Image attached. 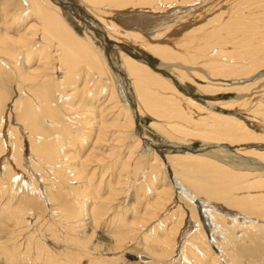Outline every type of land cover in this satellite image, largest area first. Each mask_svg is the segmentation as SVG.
Listing matches in <instances>:
<instances>
[{"label": "bare ground", "instance_id": "6f19581e", "mask_svg": "<svg viewBox=\"0 0 264 264\" xmlns=\"http://www.w3.org/2000/svg\"><path fill=\"white\" fill-rule=\"evenodd\" d=\"M72 1L77 5H66L62 0H0V255H4L10 264H19L18 259L32 250L35 254L28 260L29 263L23 264H77V259L79 264L84 258L80 254H68L65 259H57L60 256L57 255L58 250L52 253L45 245V238L44 244L39 241L43 238L36 234L39 230L27 233L32 226H37L40 218L39 225L44 224L43 228H52L54 225L53 221L52 224L45 222L46 216L42 218L34 215L36 211L44 209L41 205L45 201L52 206H49L52 212L58 211L56 214L62 216H59L60 220L54 218L55 220L69 223L67 233L71 232L72 235L69 239L78 245L83 244V249L91 242L100 225L104 224V228L108 226L110 231L106 236L111 240L108 248L106 247L108 253L101 259L96 258L94 253L87 264H112L109 261L116 263L119 261V254L128 248L129 243L134 242L141 245V255L147 256L156 264H166L168 260L175 259L181 264H223L222 258L226 263L232 264H242L244 261L246 264H264V169L260 175L255 172L256 175L253 174V178L246 180L244 184L241 181L242 186H229V181L224 182L228 167L220 164L221 162L217 163L212 157L205 158L207 151L219 146L221 141L230 144L226 146L231 153L232 145L245 144L244 148L237 146V152H233L241 159L249 153V146L256 149L257 144L264 149V0ZM128 5L141 7L122 11ZM84 9L86 15L83 14ZM91 17L96 22L83 26L81 21L87 18L91 20ZM138 21L143 23L140 25L141 30L131 29L139 24ZM95 25L105 32L106 44H101L89 33L90 28L96 27ZM159 39H171L177 50L172 52L169 48L171 51L158 46L159 43L155 44L154 40ZM117 41L133 46L140 52H148L159 60H179L181 64H163L162 60L160 62L156 58L149 63L139 56L133 58L120 50L124 45ZM109 48L111 52L116 48L119 51L120 68L129 81L138 121L142 117H149L153 120L152 127L168 134L187 128L190 124L198 129L203 127L199 129L202 133L197 131L204 140L215 142L213 146L208 144L209 146L185 154L166 155L165 165L173 177L170 185L165 186L163 183L167 173L159 157L155 153L145 154L148 151L144 149V152L140 150V154L135 155L131 152L133 146L129 147L125 139L123 142L129 147L128 156H119L112 164L117 172L116 176L112 172L115 179L105 182L101 175L98 184H92L97 170L90 163L94 161L96 154L93 146L89 149L88 141L93 142L92 134H96L93 136L96 138L93 145L97 144L96 146L103 142L101 138H109L108 131L105 137L106 121L100 119L104 116V107L98 110L95 107L100 96L103 98L102 102L108 101L110 108L108 105L105 107L113 110L108 113L113 115L110 117L119 130V139L124 138L122 130L128 124L130 131L137 136L135 138L138 145L141 144L126 98L117 85L112 66L110 67ZM187 65L190 67H186ZM197 66L204 69L202 71L207 80L205 87L187 79L180 70L195 69ZM195 70L202 72L198 67ZM167 73L176 76L182 84L193 85L201 98L217 97L218 92L223 90L222 93H233L235 102L225 103L226 107L221 104L223 106L219 107L220 113L208 110L182 94L166 78ZM90 86L94 89H89ZM80 99L93 106L92 110H88V113H85L86 110L83 113L73 112L75 101ZM193 107L200 112L201 120L191 117ZM237 108H245L246 115L253 118L248 119L253 129L237 118L234 115L236 112L231 113ZM90 114L94 117L89 118ZM105 115L108 117L107 113ZM97 117H100L97 128L88 130L91 123L86 127L87 124L92 121L96 124ZM83 118L91 120L83 123L79 120ZM116 132H113L114 135ZM129 143L134 145L135 142ZM174 147L187 150L182 143H176ZM116 151L115 153L118 152ZM250 153L261 159L264 166V151L257 149ZM146 169L147 175L144 174L146 177L143 182L146 190L150 191L151 186L159 187L162 184L154 192L157 195L155 203L146 204L148 209L155 207V204L165 205L161 196L170 197L173 183L178 188L176 191L179 194L176 196L179 195L189 203L190 219L187 218V222H184L187 226L182 232L177 226L169 228L161 220L162 217L158 218L156 227L148 229V226L153 225L152 219L156 214H147L150 211L146 213L145 210L139 218V210L133 204L129 207L124 205L125 208L122 206L125 217H121L122 214L115 211L117 206H114L117 220H113L112 204L122 205L121 202L117 203V197L129 191L128 177L133 173L137 177ZM213 180H217L218 184L212 183ZM101 185L104 196L100 195ZM187 186L193 187L194 191H190ZM138 193L135 195L139 196ZM147 196L146 193L140 194L137 199L146 201ZM179 197L176 198L180 200ZM215 202H221L224 206L221 207L220 204L218 207ZM199 206L202 210L200 209L198 216L196 211ZM228 208L236 211H229ZM130 209L134 211L131 220L126 219V215L132 212ZM172 213L162 216L169 220L178 217V214ZM50 215L53 216V213ZM199 218L207 222L208 231L203 230ZM194 220H198V223L193 222ZM116 222L118 223L115 224ZM114 224L116 231L111 227ZM59 225L63 226L60 223L56 227ZM87 225H90L91 233L84 236ZM54 229L49 234L52 237ZM62 230L66 231V227ZM80 231L81 237L78 236ZM176 234L182 238L174 243L173 237ZM98 246L92 247L96 253L99 252ZM213 247L220 251L219 255L214 252Z\"/></svg>", "mask_w": 264, "mask_h": 264}, {"label": "rangeland", "instance_id": "374dc122", "mask_svg": "<svg viewBox=\"0 0 264 264\" xmlns=\"http://www.w3.org/2000/svg\"><path fill=\"white\" fill-rule=\"evenodd\" d=\"M63 1V3L65 2L66 3V5L68 4V5H70V6H76L77 5V3H76V5H75V2H73L72 0H62ZM72 4V5H71ZM130 5H128L127 6V8H123V10L122 11H124V12H127V11H131V9L132 8H138V7H141V6H138V7H130ZM145 8V6H142V8ZM143 8V9H144ZM121 9V8H120ZM143 9H141V10H143ZM108 10V9H107ZM144 10H147V9H144ZM84 11V13L83 14H85L86 15V11H85V9L83 10ZM82 11V12H83ZM82 17V16H81ZM86 19V18H85ZM86 21V22H85ZM83 20V21H81V23L83 24V26H87V24H93L94 22H96L95 21V19H93L92 17H91V20H90V18H87L86 20ZM139 22V21H138ZM137 22V23H138ZM144 23H146V21H143ZM140 25H143V23H141V22H139V24H137V25H134L131 29H136V30H141L140 29ZM94 26V25H93ZM96 26V25H95ZM122 26V25H121ZM137 28H139V29H137ZM89 33L92 35H94V37L102 44L103 42L106 44V36H105V32L101 29V27L99 26V27H91L90 28V30H89ZM103 38V39H102ZM118 39V38H117ZM105 40V41H104ZM148 40H149V38H148ZM150 42H152V40H149ZM155 41V44H158V46H160V47H164L166 50H168V51H171L172 50V52H175L177 49H176V45H175V43H173L174 41H172L171 39L169 40H166V39H159V40H154ZM154 41H153V43H154ZM168 41H169V43H168ZM108 43V42H107ZM117 43H121V44H123L124 46H123V48H120V50L124 53V54H127V55H129V56H132L133 58H135L136 56H139V57H141V58H143V60L145 59V61H147V62H149V63H151L153 60H154V58H156V59H158L159 60V58H157L156 56H152L150 53H148V52H140V51H138V50H135V47H133V46H130V45H126V44H124L123 42H119V41H117ZM151 45H152V43H151ZM125 47V48H124ZM171 49V50H169V49ZM109 63H110V67L112 68V71H113V74H114V77H115V80L117 81V85L119 86V88H120V91H121V93H122V95L126 98V102H127V106H128V108H129V112H130V114L133 116V121H134V123H135V130H137L138 132H139V135H140V137H139V135H138V137L139 138H141V144L140 145H138V142L136 141V138L135 137H137V136H135V135H133V133H132V131H130L131 130V128H130V125L128 126V124L127 125H125V128L122 130L123 132H124V134L122 133V135H125L124 136V138L122 139V140H120L119 138H120V136H118L117 134H119L118 133V128H116V126L115 125H113V122H112V118L110 117V116H112L113 117V115H111V113H108L109 112V108H110V106H109V104H108V101H105V102H102L101 100L103 99V98H101V96L99 97V101H98V103L95 105V107H97V110L98 109H100V108H102V106L104 107L103 108V110H105L106 111V113H107V115H108V117L105 115L106 113H105V111L103 112V117L102 118H100V119H105L104 121H106V123L104 122V124H106V130H104L105 131V134H106V136L105 137H107V133L109 134V138L107 137V138H104L103 140H102V138H101V141H103L102 143L100 142L99 144H98V146H96V145H93V143H94V141L96 140V138H94L95 136H96V134L94 135V134H92L91 136V139H93V142L91 143V141L92 140H89L90 141V143H89V141H88V145H90V147H89V149H91L92 148V146L95 148V150H94V154H96V155H94V161L93 162H91L90 163V165H93L95 168L94 169H96L95 171H96V173H95V176H94V179L95 180H93V182H92V184H98L97 182H98V180L100 179V177H101V175L103 176V180L106 182V181H110V182H112L113 181V179H115L114 177L116 176V174H117V172H115L116 170H115V168L113 167V163L114 162H116V160L118 159V157L120 156V157H126V156H128V149H129V147H132L131 149H132V151L131 152H133V153H135V155H138V154H140L139 152H140V150L142 151V152H144L143 151V149L144 150H147L148 152H144L145 154L146 153H149V154H152V153H155L158 157H159V159L164 163V165L166 164V161H165V156L166 155H173V156H176V155H181V154H185V152L187 153V152H192V151H194V150H198V149H200V148H203L204 146H213L214 144L213 143H215V142H206L205 140H204V138L202 137V131L201 130H199V129H203V127H199V129H198V127H194V126H192L191 124L189 125V127H187V128H182L180 131H177V132H174V133H172V132H169V133H171V134H168V132L166 133V132H164V131H162L161 129L160 130H158V128H154V127H152V125H151V123L153 122V120L151 119V118H149V117H142L139 121L137 120V115H136V106H135V101H134V98H133V94H132V91H131V88H130V85H129V81L127 80V77L125 76V74H124V72L122 71V69L120 68V64H119V56H118V54H119V51H118V49L116 48V49H112V52H111V48H109ZM107 52H108V50H107ZM113 53V54H112ZM114 55V56H113ZM160 60H162V59H160ZM159 60V61H160ZM173 62H171V60H162V62L161 63H167L168 65H170L171 63H173V64H181V62L179 61V60H172ZM146 62V63H147ZM169 62V63H168ZM175 62V63H174ZM80 68H83V67H81V65L79 66ZM78 67V68H79ZM186 67H190V65H187ZM198 67V69H200L201 71H202V67H200V66H197ZM197 67H195V69L197 68ZM173 68H175V67H173ZM195 69H191V68H187V69H180L181 70V72H182V74L183 75H185V77L187 78V79H189V80H191L192 82H194V83H196V85H199L200 87L201 86H203V87H205L206 86V81L207 80H205L206 78V75L205 74H203V71L202 72H200L199 73V71H197V70H195ZM204 70V69H203ZM121 71V72H120ZM185 71H188V72H185ZM190 71H192V72H190ZM190 72V73H189ZM198 72V73H197ZM121 73V74H120ZM186 73V74H185ZM193 75H192V74ZM124 74V75H123ZM188 74V75H187ZM200 74V75H199ZM167 77L166 78H168L171 82H173L175 85H176V87L180 90V92H182V94H184L185 96H188V97H190L192 100H194V101H196V102H198V104L200 103L204 108H207L208 110H212L213 109V111L214 112H218V113H220L221 112V110L219 109V107H222L223 105H221V104H224V106L223 107H226L227 106V104H225V103H231V102H235V95L233 94V93H231L230 91H224L223 93H222V91L223 90H221V91H219L218 92V94H217V97H213V96H205L206 98H201L200 97V95H198V93H196L195 92V87L193 86V85H188V83L187 84H182V82H180V80L176 77V76H172V75H170L169 73H167V74H165ZM169 75V76H168ZM204 76V77H203ZM127 80V81H126ZM215 84H216V82H214ZM181 84V85H180ZM183 86V87H182ZM92 88V90L94 89L93 87H91L90 86V88L89 89H91ZM104 96V95H103ZM180 98H182L181 96H179ZM183 99V98H182ZM76 102V105H74L73 106V112L75 111V112H80V113H83L85 110V113H88V110H92L91 108L93 107V106H90V105H88L87 103V101L85 100V101H83V99H80V100H76L75 101ZM75 102H74V104H75ZM81 102V103H80ZM87 102V103H86ZM101 102H102V104H101ZM107 102V104H105ZM224 102V103H223ZM10 103V102H9ZM84 103V104H83ZM100 103V104H99ZM104 103V104H103ZM79 104V107H80V109H79V107L77 106ZM82 106H81V105ZM85 104H87V106L85 105ZM210 104L211 105H214V106H210ZM100 105V106H99ZM109 106V108H106V107H108ZM209 105V106H208ZM221 105V106H220ZM77 106V107H76ZM90 106V107H89ZM106 106V107H105ZM217 106V107H216ZM234 106L236 107V105L234 104ZM99 107V108H98ZM75 109V110H74ZM80 111H79V110ZM81 109H83L82 111H81ZM193 109L194 110H191L192 111V113L190 114L191 115V117H193V119L194 120H197V119H199V120H201V114H200V112L199 111H197V109L196 108H194L193 107ZM233 109H235V108H233ZM244 109V110H243ZM243 110V111H242ZM197 111V112H196ZM245 111V108H237L236 110H232L231 111V113L233 114V112H236V114H234V115H236V117L237 118H239L240 120H242V121H244L245 123H247V124H249V121H248V119H253L252 117H248L247 115H246V112H244ZM110 112H113V110L111 111L110 110ZM248 112V111H247ZM239 113V114H238ZM110 114V115H109ZM89 115V114H88ZM200 115V117H198ZM99 116V115H98ZM81 117V115L79 116V118ZM94 116H92V114H90V116H89V118H93ZM106 117V118H105ZM197 117V118H196ZM89 118H83V119H85L86 121H84L83 119H79L80 121L82 120L83 121V123H86L87 122V120H91V119H89ZM98 117L96 118L97 119V122H96V124L95 123H92V122H89L88 124H87V126L86 127H88V126H90V123H91V126L90 127H88L87 129L89 130V128H94L95 127V129L97 128V124L98 123H100L99 121H100V119H99ZM110 119V121L108 120V119ZM101 120V121H102ZM81 121V122H82ZM94 121H96V120H94ZM14 121H13V117H12V123H13ZM112 122V125H110V123ZM183 122L185 123L186 121H184L183 120ZM182 122V123H183ZM108 123V124H107ZM93 125V126H92ZM142 125V126H141ZM250 125V124H249ZM114 126V127H113ZM128 126V127H127ZM108 127H109V129H108ZM112 127V128H111ZM192 127V128H191ZM250 128H252L253 127V125H250L249 126ZM127 128H128V130H127ZM143 128V129H142ZM189 128V129H188ZM197 128V129H196ZM111 129H113V131L111 130ZM116 129V130H115ZM193 129H196V130H193ZM253 129V128H252ZM110 130V131H109ZM126 130L128 131V133L126 132ZM184 130V131H183ZM197 130H199V131H197ZM108 131V132H107ZM117 131V132H116ZM130 131V132H129ZM144 131H146V132H144ZM188 131V132H187ZM255 131H256V129H255ZM89 132V131H88ZM107 132V133H106ZM113 132H116L115 133V135H114V133ZM126 132V133H125ZM112 135H111V134ZM130 133H132V136L130 135ZM181 133V134H180ZM129 135L128 137H127V135ZM174 134V135H173ZM121 135V136H122ZM144 135V136H143ZM148 135V136H147ZM114 136H115V138H114ZM180 136V137H179ZM114 138V139H111V138ZM118 138V139H117ZM130 138V139H129ZM108 139H110V141L108 140ZM124 139H125V141H124ZM133 139V140H132ZM105 140H106V142H105ZM111 140H113V143H112V141ZM114 140H116L115 142H114ZM122 141V142H121ZM125 143H127L128 145H129V147H128V145L127 144H125ZM130 141H132V143H134V145L133 144H130L129 142ZM137 142V143H136ZM225 142V143H224ZM108 143V144H107ZM114 143H116L115 145H114ZM118 143H120V147L118 146ZM153 143V144H152ZM176 143H178V144H183V146L187 149L186 151H182L181 149H179V148H176V147H174V144H176ZM207 143V144H206ZM211 143V144H210ZM123 144V145H122ZM152 144V145H151ZM209 144V145H208ZM223 144V145H222ZM112 145H114V147L112 146ZM216 145V144H215ZM229 146L230 144L228 143L227 144V141H221V143H220V145L219 146H217L216 148H212V149H210V150H208L207 151V153L205 154V158L206 159H210L211 157V159H214L215 161H217V163H220V164H222V165H224V166H226V167H228V168H226V170H227V176L228 177H230V180H228L229 178L225 175V180H224V182H227V181H229V183L227 182V184L229 185V186H235V185H238V186H240L241 185V183L242 184H244L245 183V181L246 180H250V179H252L253 178V174H254V176L256 175V173L255 172H257V175H260L262 172H263V169H264V166L262 165V160L261 159H258V157H256V155H253V154H251L250 152H252V151H255V150H257V149H259L260 151H264V149L262 148H259L258 147V145L256 144V146L257 147H255L256 149H253L254 147H251V146H249V147H247L248 148V151H249V153H246L245 155H243V159H241L240 158V156H235L234 155V153L233 152H235L236 150V148H237V146H243V147H240V148H244V145L245 144H234V145H232L231 146V148H232V153L230 152V150H228L227 149V146ZM107 147V148H105V147ZM122 146V147H121ZM136 146V147H135ZM99 147V148H98ZM100 147H101V149H100ZM111 147H113V149L110 148ZM119 147V148H118ZM140 147H142V148H140ZM222 147V148H221ZM235 147V148H234ZM98 150H97V149ZM105 148V149H104ZM117 149V151H116V149ZM140 148V149H139ZM234 148V149H233ZM88 149V150H89ZM112 150V151H110V150ZM119 149H120V151L122 152V154H120V151H119ZM155 149V150H154ZM100 150H102V151H100ZM136 150V152H134ZM150 150V151H149ZM247 150V149H246ZM90 151V150H89ZM115 151L117 152V153H115ZM125 151H127L126 152V154H125ZM151 151H153V152H151ZM162 151V152H161ZM95 152H97V153H95ZM208 152H209V154H208ZM237 152V151H236ZM235 152V153H236ZM224 153V154H223ZM230 153V154H229ZM98 154V155H97ZM99 154H102L101 156H99ZM105 154H108V157H107V155H106V157H105ZM112 154H114V155H112ZM247 154H249V155H247ZM208 157H207V156ZM97 156H99V157H97ZM103 156H104V158H103ZM246 156V157H245ZM249 157V158H248ZM252 157H254V158H252ZM106 158H107V160H106ZM246 158V159H245ZM109 159V160H108ZM256 159V160H255ZM98 160V161H97ZM248 160V161H247ZM96 161H97V163H96ZM99 161L101 162V163H103V164H100L99 163ZM113 161V162H112ZM219 161V162H218ZM250 161H253L254 163H251ZM107 162V163H109V164H105V163ZM248 162V163H247ZM250 162V163H249ZM100 165H99V164ZM246 163V164H245ZM96 164H98L97 166H96ZM244 164V166H242ZM104 166V168H103V166ZM108 165H109V167H108ZM111 165H112V167H111ZM261 165V166H260ZM263 166V167H262ZM97 167V168H96ZM99 167V168H98ZM111 168H113L114 170H112ZM165 173H167V174H165V176H164V182L163 183H165L166 185L165 186H167L168 184L170 185V182H171V180L173 179V177H172V175L170 174V171L168 170V166L167 165H165ZM244 168V169H243ZM261 168V169H260ZM93 169V168H92ZM112 171H111V170ZM130 169V168H129ZM231 169V170H230ZM258 169V170H257ZM257 170V171H256ZM102 171V172H101ZM111 171V172H110ZM146 171H147V169L145 170V171H142V173L141 174H139L137 177L134 175V173L133 174H131L128 178V181H129V186H127V187H129L128 189H129V191L127 192V193H123V194H121V196L120 195H118V197L120 196V199H118V197H117V203L119 202H121V204L122 205H120V204H118V205H116V204H112V206H113V210H112V216L113 217H115L113 220H117V214H116V216L114 215L116 212L115 211H118L120 214H122L121 215V217L123 216V217H125L124 216V214H123V211L121 210V209H123L124 210V208L125 207H129V206H132V204L133 205H136V208L139 210V213L137 214V215H139V218L142 216V213L143 212H145V210H146V213L148 212V211H150V212H148L147 214H151V215H153V214H156V215H158V217L156 216V215H154V218L152 219V221L154 220V223H153V225L152 226H148L147 228L148 229H150V230H152L153 229V227L155 226H157V221H158V218H161V220L164 222H166V224L169 226V228H174V227H180V229H179V231L181 230V232L183 231V230H185V227L187 226V223H186V225H185V223L184 222H187V220L188 219H190V208L188 207L189 206V203L188 202H186L183 198H180L179 197V195L178 196H176V194H179L177 191H178V188L176 187V185H175V183H173L172 184V189H173V192L172 193H170V197H165V196H161V198H162V200H164L165 201V205H162V206H157L156 204L154 205L155 207H157V208H155V207H149V209H148V207L146 206V204L148 203H152V204H154L155 203V201H156V198H157V195H156V193H154V192H156L157 191V189H159L160 188V186L162 185V184H160V186L158 187V186H151L150 187V191H151V194H150V191L149 190H146V186H145V184L143 183L144 182V180H145V177H144V174L145 175H147V173H146ZM237 171V172H236ZM97 172H98V174H97ZM104 172V173H103ZM109 172V173H108ZM115 174V176H114V174ZM261 172V173H260ZM246 173V174H245ZM250 173L252 174V175H250ZM259 173V174H258ZM105 174H110V175H105ZM113 174V175H112ZM98 175H99V178H98ZM238 175H241V177H238ZM114 176V177H113ZM109 177V178H108ZM143 177H144V179H143ZM234 177V178H233ZM249 177V178H248ZM252 177V178H251ZM96 178H98V179H96ZM131 178V179H130ZM132 178H133V181H131L132 180ZM231 178L233 179V180H231ZM240 178H242V180L240 179ZM111 179V180H110ZM227 179V180H226ZM239 179L240 181L238 182L237 180ZM140 181H141V183H140ZM242 181V182H241ZM162 182V181H161ZM213 182H215V184L217 183L218 184V181L217 180H213L212 181V183ZM233 182V183H232ZM241 182V183H240ZM244 182V183H243ZM247 182V181H246ZM239 183V184H238ZM41 184V183H40ZM231 184V185H230ZM188 185V184H187ZM41 186V185H40ZM242 186V185H241ZM101 191H103L104 192V189H103V187H102V185H101ZM187 188L190 190H192V191H194L193 190V187H190V186H187ZM126 189V188H125ZM185 189V188H184ZM177 190V191H176ZM190 190V191H191ZM100 191V195H102V196H104V194H105V192L102 194V192ZM139 192V193H138ZM138 193V195L140 196V194H144V193H146V194H148V196L146 197V201H138V199H137V197H139V196H136L135 194H137ZM174 193H175V195H174ZM196 193V192H195ZM235 194L237 193V192H234ZM107 194V193H106ZM197 194V193H196ZM156 197V198H155ZM176 197H179L180 198V200L178 199V198H176ZM198 198V197H197ZM199 198H201V196H199ZM204 197H202L201 199H203ZM168 199H169V201H168ZM176 199V200H175ZM153 200V201H152ZM171 200H172V202H171ZM150 201V202H149ZM182 201V202H181ZM139 203V205H138V203ZM169 202V203H168ZM142 203V204H141ZM160 203H162V201L160 200ZM182 203V204H181ZM216 203V205L218 206V207H220L219 205L221 204V207L222 206H224L221 202H215ZM43 204L44 205H41V206H43L44 207V209H45V211H43L44 209H42L41 208V211L40 212H35V214L34 215H38V216H42V218H45V216H46V220H48V221H46L45 220V222H50L51 224H52V221H53V224L54 225H52V228H46V227H44L43 228V226H44V224L42 225V223L39 225V222H40V220H41V218H40V220H39V222L38 223H36V225L37 226H32V228H30L28 231H27V233H29V234H31L34 230H39V233H38V231L36 232V234H39V237H43L42 238V240L41 239H39V241H41L42 243L44 242L45 243V241H46V244L45 245H47L48 247V249H50L49 251H51L52 253H56L57 252V250H58V252H59V250H62V251H60L61 253H58L57 252V255L59 254L60 256H59V258H57V259H60V257H61V259L63 258V259H65L64 257H67V255L68 254H73V255H75V254H77V255H79L80 254V256L81 257H84V258H82L81 259V261L79 262V264H87V262H88V260L89 259H92V255L95 253L96 255H94V256H96V258L98 257L99 259H101V257H103L104 256V254H107L108 253V250H107V248H108V246L110 245V239L108 238V236H106L108 233H109V228H108V226L107 227H105L104 228V224L103 225H100V227H98V229H96L95 230V234H94V237L92 238V240H91V242L90 243H88V245H86L85 247H84V249H83V244H81V245H78V243H74L72 240H70L71 238H72V235H71V232H69V233H67L68 231L67 230H69V228H67L68 226H69V223L67 224L65 221H60V223H61V225H65L64 227L63 226H60L59 225V227H61V231L59 230V227H56V226H58V224H60L58 221L60 220V218H59V216H61L60 214H56L58 211H56L55 213L54 212H52L51 211V209H50V207L52 208V206L51 205H47V203L44 201L43 202ZM46 204V205H45ZM151 204V205H152ZM164 204V203H163ZM184 204V205H183ZM124 205H125V207H124ZM166 205H167V207H166ZM172 205V206H171ZM175 205H178V206H180L181 205V207H178V206H175ZM50 206V207H49ZM111 206V207H112ZM114 206H117V209H116V207H114ZM122 206L124 207V208H122ZM48 207V209H50V211L48 210V209H46V208ZM120 207V209H118ZM159 207V208H158ZM166 207V208H165ZM147 208V209H146ZM162 208V209H161ZM164 208V209H163ZM175 208H177V209H175ZM179 208V209H178ZM116 209V210H115ZM127 209V208H126ZM132 209V208H131ZM130 209V211H132L131 213H130V215H126V219L128 218L129 220H131L132 219V215L131 214H133V210H131ZM166 209V210H165ZM200 209H201V207L199 206L198 207V209H197V213L198 212H200ZM229 209V208H228ZM115 210V211H114ZM158 210H160L159 212H157ZM176 210V211H175ZM184 212H182V211ZM199 210V211H198ZM202 210V209H201ZM121 211V212H120ZM180 211V212H179ZM229 211H236V209H232V208H230L229 209ZM41 212H46V213H42L41 214ZM53 213V216H51L50 214H52ZM152 212H153V214H152ZM164 212H166V213H164ZM171 212H173L172 214H178V217H175V218H173L172 220L173 221H175L174 223H173V221L170 219H167V218H164V216H162V215H165V214H168V213H171ZM176 212V213H175ZM163 213V214H162ZM44 214V215H43ZM54 214H56V215H54ZM49 215V216H48ZM57 215H58V217H57ZM155 216H156V218H155ZM198 216H199V213H198ZM48 217V218H47ZM50 217V218H49ZM119 217V216H118ZM153 217V216H152ZM182 217V218H181ZM53 220H52V219ZM59 219V220H55V219ZM61 218H62V216H61ZM136 218H138V217H136ZM188 218V219H187ZM122 219V218H121ZM156 219V220H155ZM181 220V221H179V220ZM50 220V221H49ZM62 220V219H61ZM177 220V221H176ZM199 220H200V218H199ZM44 221V220H43ZM58 222V223H57ZM180 222V225L178 226L177 224ZM193 222H196V220H194ZM49 223V224H50ZM63 223V224H62ZM87 223V222H86ZM118 222H116L115 224H117ZM171 223V224H170ZM173 223V224H172ZM196 223H198V220H197V222ZM200 223H201V226H202V228H203V230L206 232V230L208 231L209 230V227H208V225H206L207 224V222L205 221V220H200ZM113 225V226H111L112 228H113V231L115 230L116 231V228L114 229V227L116 226V225ZM67 225V226H66ZM196 225V224H195ZM40 227V228H39ZM43 229H42V228ZM65 229V227H66V231L65 230H62L63 228ZM152 229H151V228ZM176 227V228H177ZM36 228H38V229H36ZM46 228V229H45ZM55 228V229H54ZM107 228V229H106ZM232 228V227H231ZM50 229V230H49ZM51 229H54V236L52 237V236H50L49 234H50V231H51ZM58 229V230H57ZM90 229H91V227H90V225H87L86 226V232L84 233V236L86 235V234H89V233H91V231H90ZM33 230V231H32ZM31 231V232H30ZM43 231H46L45 232V234L44 233H42ZM58 231V232H57ZM112 231V230H111ZM61 232V233H60ZM89 232V233H88ZM26 233V234H27ZM42 233V234H41ZM48 233V234H47ZM60 233V234H59ZM62 233H64L65 234V236H64V234H62ZM67 233V234H66ZM49 235V236H47V235ZM70 234V235H69ZM79 235V237H81V235L80 234H82V231H80L79 233H78ZM115 234V233H114ZM113 234V235H114ZM43 235V236H42ZM60 235V236H59ZM67 235V236H66ZM69 235V236H68ZM174 235V234H173ZM177 235V234H176ZM174 236L173 237V242L174 243H176L178 240L180 241L181 240V238L182 237H180V235L178 236ZM76 236H77V234H76ZM56 237H58V238H56ZM60 237V238H59ZM177 237V238H176ZM26 238V237H25ZM24 238V239H25ZM45 238V239H44ZM49 238H50V240H49ZM65 238H68V240L67 239H65ZM70 238V239H69ZM19 239V238H18ZM45 241H44V240ZM56 239H58L57 241H56ZM61 239V240H60ZM171 239V238H170ZM209 239H210V236H209ZM211 240V239H210ZM22 241V240H21ZM72 242V243H71ZM96 242V243H95ZM173 242H171V244H173ZM43 243V244H44ZM71 243V244H70ZM137 244V245H136ZM170 244V245H171ZM70 245H72V246H70ZM76 247H75V246ZM95 245H99L98 246V248H99V252H94L93 250H92V247H94ZM69 246V247H68ZM78 246H81V247H78ZM56 247V248H55ZM102 247H103V249H102ZM107 247V248H106ZM70 248V249H69ZM72 248V249H71ZM88 248V249H87ZM214 248V252H216V254H218L219 255V252L220 251H216V249H215V247H213ZM32 249V248H31ZM66 251H65V250ZM82 250H84V251H82ZM87 250V251H86ZM141 250H143V249H141V245L139 244L138 245V243H129V245H128V248H126V249H124L119 255V261L118 262H113V261H109V263L110 262H112V264H156L152 259L151 260H149L148 258H147V256H144V255H141L143 252L141 251ZM102 251V252H101ZM30 252V251H29ZM28 252V255H25V256H23V258L22 259H18V261H19V264L21 263L20 261H22V260H24V261H22V264L23 263H27L28 262V260L31 258V256H33V254H35L34 253V251H32L31 250V252L29 253ZM65 252V253H64ZM67 252V253H66ZM80 252H82V253H84V254H82V253H80ZM87 252V253H86ZM93 252V253H92ZM86 253V254H85ZM90 253V254H89ZM56 255V254H55ZM1 257H0V259H3V257H4V259L1 261L0 260V263H2V264H10L9 262H7V259H5V256L4 255H0ZM3 256V257H2ZM28 258H27V257ZM89 256V257H88ZM56 257H58V256H56ZM108 257H110V255L108 256ZM143 257V258H142ZM27 258V259H26ZM6 260V261H5ZM25 260H26V262H25ZM77 261V264H78V261H79V259H77L76 260ZM181 262V261H180ZM221 262L223 263V264H232V262L231 263H226V261H224V259L222 258L221 259ZM229 262H230V260H229ZM29 263V262H28ZM181 264V263H177V260L175 259V261L173 260V261H171V260H168L167 262H166V264ZM218 263H220V262H218ZM40 264V263H39ZM233 264H235V263H233ZM242 264H246V262L244 261V263H242Z\"/></svg>", "mask_w": 264, "mask_h": 264}]
</instances>
